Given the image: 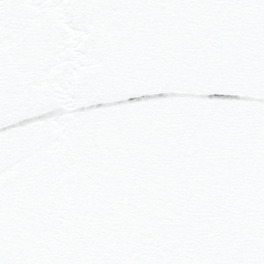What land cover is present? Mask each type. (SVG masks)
I'll return each mask as SVG.
<instances>
[{"label": "snow or ice", "instance_id": "1", "mask_svg": "<svg viewBox=\"0 0 264 264\" xmlns=\"http://www.w3.org/2000/svg\"><path fill=\"white\" fill-rule=\"evenodd\" d=\"M0 264H264V0H0Z\"/></svg>", "mask_w": 264, "mask_h": 264}]
</instances>
